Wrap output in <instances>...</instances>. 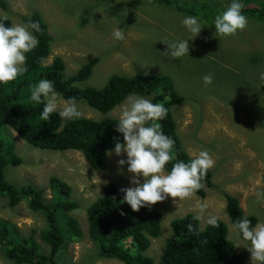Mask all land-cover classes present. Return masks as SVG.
Masks as SVG:
<instances>
[{
    "label": "rangeland",
    "instance_id": "obj_1",
    "mask_svg": "<svg viewBox=\"0 0 264 264\" xmlns=\"http://www.w3.org/2000/svg\"><path fill=\"white\" fill-rule=\"evenodd\" d=\"M50 1L5 0L7 6L4 8L0 4V14L11 17L8 20L13 24L21 23L19 19L33 12L47 15L48 31L53 35V55L64 59V75L74 73L91 56H100L90 78L78 83L81 86L101 88L112 74H169L175 88L185 97L182 103L171 106L181 144L189 154L207 150L215 160L211 168L215 183L210 188L204 187L205 196L194 194L184 200L169 197L151 205L161 211V234L153 239L146 254L159 260L171 236V220L186 213L199 216L201 228H205L209 214L218 216L226 222L228 238L235 246L245 243L233 230L223 193L236 196L245 214L254 215L257 223H264V85L259 80V73L264 72V10L261 9L264 0H243L244 8L257 9L255 14L243 13L248 19L245 29L228 37L215 39L212 35L211 39L189 41V56L178 59L167 55V44L162 40L189 36L180 22L189 15L184 10L196 12L206 24L202 27L204 30L226 9L230 0H171L183 8L182 12L152 0H96L98 6L91 11L94 0H73L76 11L66 16L60 12L65 0L55 1L57 6ZM55 16L62 21L53 23L51 17ZM86 19L87 22L80 25V21ZM117 25L125 33L120 41L112 37ZM206 75L213 77L209 85L203 82ZM144 97L150 99V96ZM63 101L57 97L58 111L62 110ZM124 101L107 115L118 119ZM76 104L80 117H103L86 102ZM10 130L9 126L0 127V145L6 149V143L13 144L23 161L17 166L8 164V177L21 178L17 182L42 188L43 197L50 199V179L56 176L71 186L72 198L79 204L70 214L78 217L85 234L70 241L64 251L63 248L59 251L58 263L124 264L98 256V247L92 244L88 234L85 210L101 195L107 183L115 181L119 190L133 186L129 182L132 174L127 172V165H118L120 159H126V154L122 152L117 156L110 152L107 166L95 171L78 150L34 148ZM120 195L123 198L124 193L120 191ZM29 200L30 197H25L10 207L8 199L0 196V217L14 222L24 235L32 231L40 241L38 228L44 224L45 216L32 209ZM201 202L208 205L203 213L198 208ZM47 247L42 243L44 250ZM236 247L244 264H252L245 247ZM0 264H14L3 249H0Z\"/></svg>",
    "mask_w": 264,
    "mask_h": 264
},
{
    "label": "trees",
    "instance_id": "obj_2",
    "mask_svg": "<svg viewBox=\"0 0 264 264\" xmlns=\"http://www.w3.org/2000/svg\"><path fill=\"white\" fill-rule=\"evenodd\" d=\"M157 1L174 5L171 0ZM0 4L4 8L7 6L5 0H0ZM177 11L182 12L181 9ZM246 11L243 9V12ZM40 17L44 15L33 12L19 19L21 23L29 18L39 21L43 31L37 33L38 47L26 54L27 72L13 82L0 85V127H12L34 148L78 150L93 170L101 171L107 166L108 151H113L117 140L123 143L122 134L115 131L117 120L106 115L101 119L79 117L65 121L56 111L48 121H41L43 104L37 105L29 100L31 88L39 79L47 78L54 82L59 96L66 100L74 98L76 102H86L101 114L113 108L126 95H133L134 92L143 96L152 94L154 103L162 102L168 109L167 117L159 122L163 132L175 141L177 159L185 162L189 160L190 155L181 145L175 118L170 111L171 105L174 107L182 103L185 97L172 86L173 79L169 74L138 73L131 77L112 74L101 88L81 86L77 83L90 78L97 58L84 63L73 75L67 73L68 77L64 75L65 61L61 56L54 57L51 64H44L51 37ZM7 22L13 25L11 20ZM42 99L46 103L45 98ZM6 145V149L0 145V196L8 199L10 207L30 197V207L42 212L45 222L38 228L39 241L32 231L24 235L18 225L0 217V249L3 247L5 256L15 264H59V251L62 248L64 251L70 241L85 234L78 217L69 213L78 206L75 201L68 200V197H72V188L67 182L53 176L50 179L51 198L48 199L43 197L42 188L17 182L21 178H9L6 174L8 164L15 166L23 159L14 150L13 144ZM171 167L170 162L165 166V171H170ZM202 183L203 187L197 191L201 197L206 195L204 185L212 186L209 170ZM223 196L225 210L232 224L244 216L251 220L252 227L257 224L254 215L243 212L236 196L227 192ZM85 213L89 237L92 244L98 247L97 254L102 258L116 259L124 264H243L241 252L235 242L228 238L227 224L219 218L218 227L213 228L206 223L205 228H201L194 213L171 220V236L164 245L161 257L155 261L146 251L149 252V246L152 245L151 239L161 234L162 214L151 206L133 211L123 201L115 181L105 186L104 193L87 206ZM42 243L48 245L47 250L42 248Z\"/></svg>",
    "mask_w": 264,
    "mask_h": 264
},
{
    "label": "clouds",
    "instance_id": "obj_3",
    "mask_svg": "<svg viewBox=\"0 0 264 264\" xmlns=\"http://www.w3.org/2000/svg\"><path fill=\"white\" fill-rule=\"evenodd\" d=\"M55 1L57 0H51L50 3L53 6H57ZM152 1L158 2L157 0ZM93 3L91 11L98 6L96 0H94ZM163 5L172 6L175 10H183L181 6L175 3L174 5L164 3ZM261 7H264V5H261ZM243 9L247 11L243 12ZM253 9L256 8H244L243 0H230L226 9L219 12L216 16L214 15L215 17L212 16L214 17L213 22H210V27H205L204 30H202V27L206 24L203 23L201 17L197 16L196 12L193 10H184V12L189 15L184 16L180 22L189 33V36L187 38L172 41L167 39L162 40L167 44V55L174 59L189 56V41H197L199 38L211 39L213 35L216 39L235 35L238 30H243L247 26L248 19L243 13L255 14V12H252ZM60 10L63 16L73 14L76 11L74 1L65 0ZM106 10L108 11V9ZM262 10H264V8ZM112 14L114 13L112 12ZM40 18L41 21L45 22L48 31L47 15ZM51 18L53 19V23L62 21V18L57 16ZM7 20L8 16L6 14H0V85L13 82L19 76L27 72L28 69L26 65L28 57L26 54L38 47L39 40L37 39V33L43 31L40 22L34 21L31 18L26 22L13 25L6 24L5 22ZM86 22L87 19L82 20L80 21V25H84ZM138 30L139 29H136V31ZM136 31L133 33H136ZM49 35L51 37L49 53L43 60L44 64H51L54 57L60 56L53 55V35L50 33ZM112 37L117 41L123 40L125 38V33L122 27H118L117 25L116 29L112 32ZM94 58H97V61L94 63L95 66L98 60L101 59L98 55L91 56L86 62H90ZM212 80L213 77L211 75L203 77L205 85L211 84ZM259 80L261 85H264V72L259 73ZM172 86L175 87L173 81ZM134 93L139 94V92ZM135 94L126 95L113 107L115 108L125 100L120 106L118 119L113 117V119L117 120L115 131L122 134L123 143L117 140L114 144L113 151H108V153L115 152L117 156L122 152L126 154V159H120L118 165L121 167L127 165V172L132 174L129 177V182L133 186L120 189V191L124 193L123 201L126 202L133 211H139L141 207L154 205L169 197H178L179 200H184L194 194L198 196L197 191L203 187L202 181L208 170L211 172V168L215 165V160L207 150H201L196 154H189L190 156L187 162L177 159L174 151L175 141L163 132L162 125L159 122L167 117L168 109L162 102L154 103L152 101V94L147 95L150 96V99ZM57 97L58 99L63 98L56 92L54 82L47 78L39 79L35 83V86L31 88L29 100L37 105L43 104L42 111L40 112L41 121H48L51 115L58 111ZM42 98H45V100L47 99V102L44 103ZM113 108L105 114H101L103 116L102 118L106 117ZM58 112L59 116L65 121L79 118L81 115L74 98L64 99L63 108ZM10 128L12 129L10 130L11 134L14 132L21 140H24L16 130L12 127ZM170 162L172 163V167L171 170L167 172L165 171V166ZM212 176L213 174L211 172L213 186L215 182L212 180ZM105 186L103 187L101 195L104 193ZM204 187L206 188L208 186L204 185ZM68 200L75 201L72 197H68ZM75 202L77 203V201ZM78 207L79 204L77 208ZM151 207L155 208L153 206ZM207 207L208 205L205 202H201L198 205L201 213L205 212ZM75 209L76 208L70 210L69 213H71V211L73 212ZM155 209L160 211L157 208ZM199 218V216L196 217V219ZM206 223L216 228L219 226V217L209 214ZM251 223V220L247 216L238 218L233 222L232 227L237 238L245 242L243 244L238 243L236 246L242 245L245 247L250 253L252 264H264V223H257L255 227H252ZM189 229H191V225H189ZM153 239L154 238L151 239L152 242L154 241ZM151 246L152 245H150L149 248H151ZM2 249L5 251L3 247ZM244 262L245 261H243V264Z\"/></svg>",
    "mask_w": 264,
    "mask_h": 264
}]
</instances>
